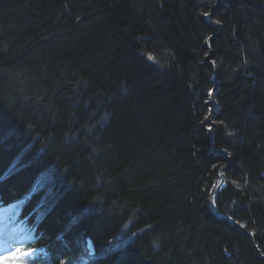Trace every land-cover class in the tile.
Instances as JSON below:
<instances>
[{
    "label": "trees",
    "instance_id": "1",
    "mask_svg": "<svg viewBox=\"0 0 264 264\" xmlns=\"http://www.w3.org/2000/svg\"><path fill=\"white\" fill-rule=\"evenodd\" d=\"M217 1L0 0V206L50 263L264 264V0Z\"/></svg>",
    "mask_w": 264,
    "mask_h": 264
},
{
    "label": "rangeland",
    "instance_id": "2",
    "mask_svg": "<svg viewBox=\"0 0 264 264\" xmlns=\"http://www.w3.org/2000/svg\"><path fill=\"white\" fill-rule=\"evenodd\" d=\"M224 1H226V0H224ZM219 2H220V0L217 1V4ZM211 14H212V12H211ZM204 17L207 20L209 19V17H207V15H204ZM212 23H217V22H212ZM220 27H221V25H220ZM209 104H210L209 105V111H210V109L213 108V106L210 103V101H209ZM215 109L216 110L209 117L210 122L215 124L214 127L217 126L216 115L219 112L218 105H216ZM207 119L208 118L206 115V118H205L206 122H207ZM207 124H208V128L210 129L209 123H207ZM8 207H11L10 212L8 214V219H9L8 221L11 223L10 227H13V228L19 227L21 229V234H22L23 239L19 242H17V241L12 242V239H13L12 237H14L13 234L6 236V237H0V245H1V248H0V264H18V261L21 262V264H52L49 262L48 255L45 253V251L43 249L32 248L30 246L32 241H33V232L29 227H26L25 224L22 222V220H20V218L18 217L19 216V209H18L17 204H11V205H8ZM0 209H1V207H0ZM88 249L89 250L87 253L91 254L92 253L91 252L92 246L89 243H88ZM18 250L21 253H27V254L26 255H19ZM81 259H82L81 256L77 257V258L72 257L70 259H63L62 261L57 262V264H75L76 262H78ZM53 264H55V263H53Z\"/></svg>",
    "mask_w": 264,
    "mask_h": 264
},
{
    "label": "bare ground",
    "instance_id": "3",
    "mask_svg": "<svg viewBox=\"0 0 264 264\" xmlns=\"http://www.w3.org/2000/svg\"><path fill=\"white\" fill-rule=\"evenodd\" d=\"M216 84H218L217 83V81H214ZM216 84H215V88H213L211 91H210V98L214 101L213 103H214V105H217V102H216V100H215V94H214V96L213 97H211V93H212V91L214 90V89H216V91H217V86H216ZM216 93V92H215ZM211 103V102H210ZM212 104V103H211ZM213 105V104H212ZM213 130H214V128L213 129H210V131H211V134H210V138L212 139L213 138ZM217 151V150H216ZM221 175V181H220V183H219V185L217 186V188L215 189V191H217L218 189H219V187L222 185V183H223V176H222V174H220ZM10 208L11 207H8V206H5V207H3V208H1L0 209V237H6V236H9V235H12L13 234V236L14 237H12L13 239H12V242L13 241H17V242H19V241H21L23 238H22V234H21V229L18 227H10V222L8 221L9 219H8V214H9V212H10ZM216 208V207H215ZM216 211H217V209H216ZM217 214H218V216L217 217H219V218H221V219H224V220H226V221H228L230 224H232V225H234V226H236L235 225V223L232 221V220H230L228 217H226V216H224V215H220L219 213H218V211H217ZM10 227V228H9ZM0 248H1V245H0Z\"/></svg>",
    "mask_w": 264,
    "mask_h": 264
},
{
    "label": "water",
    "instance_id": "4",
    "mask_svg": "<svg viewBox=\"0 0 264 264\" xmlns=\"http://www.w3.org/2000/svg\"><path fill=\"white\" fill-rule=\"evenodd\" d=\"M222 2H224V1H221V2H219L218 4H220V3H222ZM217 4V5H218ZM213 25L216 27V28H219L220 27V25H219V23H213ZM212 36H209L208 37V42L210 41L209 39L211 38ZM211 50V49H210ZM210 53L211 52H209V54L207 55V56H209L210 55ZM216 84V83H215ZM216 86H217V84H216ZM215 92H216V89H214L213 91H212V93H211V97H213L214 96V94H215ZM210 100V102L213 104L212 106H213V108H211L210 109V111H209V113H208V115H207V123H209V125H210V129H213L214 128V123H212V122H210V119H209V117L213 114V112L216 110L215 109V107H216V105H214V101L211 99V98H209ZM217 151H219L220 153H222V154H224L225 153V150H223V149H220V150H217ZM212 210H213V212H214V214L216 215V216H218V214H217V211H216V208H215V205L212 203ZM246 236H248V237H250V239L252 240V242H253V245H254V247H255V249L258 251V247H257V245L255 244V242H254V237H253V234H251V233H246L245 234ZM258 253H259V251H258Z\"/></svg>",
    "mask_w": 264,
    "mask_h": 264
},
{
    "label": "snow or ice",
    "instance_id": "5",
    "mask_svg": "<svg viewBox=\"0 0 264 264\" xmlns=\"http://www.w3.org/2000/svg\"><path fill=\"white\" fill-rule=\"evenodd\" d=\"M204 15H208V13H205ZM217 23H219V21H217ZM18 254H19V255H26L27 253H21V252L18 250ZM18 264H21V262L18 261Z\"/></svg>",
    "mask_w": 264,
    "mask_h": 264
}]
</instances>
